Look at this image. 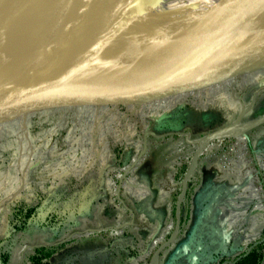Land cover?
Instances as JSON below:
<instances>
[{"label":"rangeland","instance_id":"374dc122","mask_svg":"<svg viewBox=\"0 0 264 264\" xmlns=\"http://www.w3.org/2000/svg\"><path fill=\"white\" fill-rule=\"evenodd\" d=\"M167 6L163 4L159 9ZM209 80L214 81L213 85L193 87L179 94L176 101L158 111L161 113L158 120L151 106H119L120 102L113 99L116 92H109L80 102L96 110L68 114L56 118L57 121L47 118L48 122L41 124L34 118V125L30 127L26 123L27 114H20L0 122V236L11 231L9 218L16 206L34 208L37 219L36 230L30 229L25 234L26 244L16 255L14 264H20V255L34 246H55L58 250L65 242L88 238L95 233L111 238L123 235L129 224L136 226L132 217L136 214L133 202L149 195L146 192H151L156 174L160 177L154 183L160 193L175 196L176 200L183 174L197 147L194 141L238 118L242 105L248 107L254 95L264 89V68L237 78L226 80L216 76ZM209 87L207 93L205 89ZM200 90L204 93L193 95ZM215 92L216 96L212 97ZM260 95L242 121L264 114V110L254 111ZM70 105L72 103L62 108ZM263 159L264 124L245 136L215 141L200 156L183 206L184 211L190 212V230L196 231L192 237L198 239L194 247L198 246V263H227L262 239ZM133 177L144 186L140 193L126 192L122 188ZM239 185L243 189L249 186L253 191H239ZM93 190H103L107 202L114 210L115 206L123 210L127 219L115 217L111 225L95 223L93 219V224H88V215L99 219L103 209L99 204L92 214L90 205L81 201L90 198ZM70 193L80 195L76 208L81 219L76 218V227L54 241L47 220L54 200ZM196 208L200 209L202 217L198 221L193 220ZM169 223L157 228L151 238L146 237L143 247L136 248V254L125 259L124 264L142 256L145 257L140 264H148L151 253L171 234L172 230H167ZM160 235H163L162 241L149 252V246ZM194 252L189 247L183 258L188 261L186 264L195 261Z\"/></svg>","mask_w":264,"mask_h":264},{"label":"water","instance_id":"95a60500","mask_svg":"<svg viewBox=\"0 0 264 264\" xmlns=\"http://www.w3.org/2000/svg\"><path fill=\"white\" fill-rule=\"evenodd\" d=\"M120 1L59 0L52 13L51 0H43L46 10L42 12L44 32L39 45L22 57L12 53L7 62V44L0 50V122L20 114L36 113L34 118L38 122L96 110L80 102L109 92H116L113 99L120 102L119 106L134 108L173 93L182 94L193 87L213 85L214 81H207L211 77L227 80L237 78L241 72L254 73L264 68L263 65L253 72L239 71L242 62H264V24L233 31L231 39H221L217 34L221 25L204 10L170 29L166 37L169 46L165 51L162 49L164 53L153 57L138 78L128 81L136 60L147 45V42H129V37L160 4L138 11L126 24L122 21L112 26L111 33L117 32L114 40L108 41L111 33L106 32L86 44ZM231 27V24L226 25L228 31ZM192 70L200 71L192 74ZM261 93L264 89L254 95L248 107L242 105L238 118L231 124L194 141L197 147L183 174L174 205L172 232L153 251L148 264H158L162 251L174 244L181 231L182 206L200 156L215 141L245 136L264 124V114L249 121L241 120ZM70 103L69 107L62 108Z\"/></svg>","mask_w":264,"mask_h":264},{"label":"bare ground","instance_id":"6f19581e","mask_svg":"<svg viewBox=\"0 0 264 264\" xmlns=\"http://www.w3.org/2000/svg\"><path fill=\"white\" fill-rule=\"evenodd\" d=\"M58 1L51 0L52 13H55ZM162 3L168 6L158 8L150 18L138 25L129 37V42H147V45L136 60L128 81L138 78L153 57L164 53L169 46L166 37L170 29L188 22L195 14L204 10L214 22L221 25L217 31L221 39H231L233 31L264 24V0H121L85 43L106 32L111 33V27L117 23L124 21L123 24H126L127 20L145 7ZM44 10L46 9L43 7V0H0V50L7 44L6 62L12 53L16 57H22L39 45L44 32ZM227 24L232 25L229 31L226 29ZM110 36L108 41L114 40L117 32L111 33Z\"/></svg>","mask_w":264,"mask_h":264},{"label":"crops","instance_id":"0c3cea01","mask_svg":"<svg viewBox=\"0 0 264 264\" xmlns=\"http://www.w3.org/2000/svg\"><path fill=\"white\" fill-rule=\"evenodd\" d=\"M160 6H163V4ZM56 118L62 117H52L51 121H57ZM131 174L134 175V170L131 171ZM153 177L154 181H156L158 180L160 175L156 174ZM154 181H152V186H150L151 192H146L149 195L145 198L142 197L139 202H133L136 209V214H133L132 217L136 221V226L135 224H129L130 226L124 229L123 235L114 238L95 233L88 238L74 240L69 243L65 242L61 244L58 250H56V252L53 254L51 258L52 264H124L125 259L128 260L130 258V255L136 254V251L134 252L136 248L139 250L143 247L146 237L147 239L151 238L150 235H153L154 231L157 228L159 229L166 223H169L171 221L174 222V205L176 201L175 196H163L160 193V190L156 187V183H154ZM143 187L144 186L139 183L134 177L129 181V183H127V185H125V189L127 191H133L136 193H140L143 190ZM248 187L249 186H246L243 189V187L239 185L238 189L239 191L243 190L244 193H250L251 191H253L251 187H249V189ZM90 196V198L96 200L99 196H103V201L101 202L98 200L97 203L95 202L96 204L94 206H92L93 201L88 200L89 198H85L87 199H84L85 201L81 200L84 201L85 204L90 205L92 214L94 213L96 206L99 204L103 206V209L99 215V219H96V216L92 215L93 217H89L88 215V224H93V221L95 220V223L97 221L98 223L111 225L115 217L117 220L127 219L128 215L123 212V210L117 209L118 207L116 206L115 210H120V212L118 211L117 213H115L113 207L108 202H106L107 199L105 198L103 190H93V193ZM232 200L233 199H231L230 201L232 202ZM241 201L245 202L247 200ZM251 201L252 199L249 200V203ZM183 206V225L181 231L174 244L162 251L158 259V264L188 263V261H183V258L185 257L184 255L188 253L189 247L193 248V250L195 251V255L193 256V258H195V261L193 262L197 263L200 261L197 249L198 246L194 248L198 239L192 237V235H195L196 231L192 232V229L190 230V212L184 211ZM119 215H121L122 218H118ZM196 216L199 218L196 219ZM200 218H202L201 211L200 209H197L194 213L193 220L198 221ZM78 219H81L80 215H78L77 220ZM74 227H76V225ZM52 234L54 238V230L52 231ZM156 243H158V240H156L153 244ZM140 259L141 258L131 260L130 264H137L138 260Z\"/></svg>","mask_w":264,"mask_h":264},{"label":"trees","instance_id":"16d2710c","mask_svg":"<svg viewBox=\"0 0 264 264\" xmlns=\"http://www.w3.org/2000/svg\"><path fill=\"white\" fill-rule=\"evenodd\" d=\"M210 89L211 87L205 89V91L209 93L208 90ZM116 90L118 89L116 88ZM203 91L204 90L194 91L193 95L196 96L199 93L203 94L204 93ZM215 96H216V92L212 97ZM177 97H178L177 93H173L169 95L167 98L157 100L149 105L147 104V108L151 106V108L150 107L149 108L153 112V116L158 120L161 117V113L158 111L163 107L172 104L174 101H176ZM262 110H264V93L260 95L254 107L255 112H259ZM37 114L39 113L37 112ZM35 115L36 113L26 115V121H27L26 123L30 124V127L34 125L32 123V120L34 119ZM47 122H48L47 119L41 120V124ZM262 164L263 165L261 168L264 171V159ZM88 200H90V198ZM91 200L93 201L92 206H94L98 200L101 202L103 201V196H99L97 200L96 199H91ZM79 201H80V195L76 193L62 195L61 197H58V199L54 200L55 207L53 206L52 208L53 211L51 213L50 218L48 219L49 226H51L52 229L55 231L54 241L62 239L69 232V230H71L72 227L76 225L75 222L77 221L76 218L78 217L77 214L78 209L76 208V204ZM33 215H34V208L32 207L21 205L13 208L9 218V222L11 224V231L0 236V264H14L16 255H18L21 248L26 244L24 239L25 234L29 233L30 229L36 230L37 228L36 226H34L33 221H31L33 219ZM182 217H183V208H182ZM118 218H122V216L119 215ZM56 250L57 247L55 246L41 245V246L31 247L26 251H24L22 255H20L21 258L20 264H52L51 258L53 254L56 252ZM139 261L140 260H138L137 264L139 263ZM194 264H200V263L197 262ZM223 264H264V237L260 241L256 243H252L248 247L247 251H243L239 253L235 258Z\"/></svg>","mask_w":264,"mask_h":264},{"label":"flooded vegetation","instance_id":"af4514ba","mask_svg":"<svg viewBox=\"0 0 264 264\" xmlns=\"http://www.w3.org/2000/svg\"><path fill=\"white\" fill-rule=\"evenodd\" d=\"M262 64L264 65V62H261V63H256V62H254V61H245V62H242L241 63V65H240V68H239V71H246V69L247 70H250V71H254V70H256V68L257 67H262ZM244 74V72L242 73H239V75H243ZM91 199L92 198H90V200L89 201H91ZM83 200H84V198H83ZM54 207H55V204H54ZM78 209V208H77ZM77 214H79V213H77ZM51 216V215H50ZM50 218V217H49ZM48 218V219H49ZM31 221H33V223H37V219H36V213H34V215H33V219L31 220ZM48 221V220H47ZM49 224V223H48Z\"/></svg>","mask_w":264,"mask_h":264},{"label":"built area","instance_id":"2783aa9c","mask_svg":"<svg viewBox=\"0 0 264 264\" xmlns=\"http://www.w3.org/2000/svg\"><path fill=\"white\" fill-rule=\"evenodd\" d=\"M125 185H127V184H125ZM125 185H123L122 188H123L126 192H133V191H127V190L125 189ZM173 223H174V222H173ZM173 223H172V221H171V222L169 223V225L167 226V230H168V231H170V230L173 229ZM162 239H163V235H160L157 239H155V240L152 242V245L149 246L148 251L151 252V250H152L154 247H156V246L162 241ZM156 240H158V243L153 244ZM159 245H160V244H159ZM157 247H158V246H157ZM151 254H152V253H151ZM144 257H145V256L138 257V258H141L138 264H140V262L144 261ZM136 259H137V258H136ZM130 261H131V260H130ZM129 264H130V263H129Z\"/></svg>","mask_w":264,"mask_h":264}]
</instances>
